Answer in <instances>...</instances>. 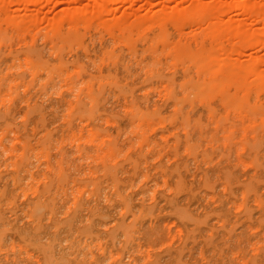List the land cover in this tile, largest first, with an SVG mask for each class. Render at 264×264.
I'll use <instances>...</instances> for the list:
<instances>
[{
    "label": "bare ground",
    "instance_id": "bare-ground-1",
    "mask_svg": "<svg viewBox=\"0 0 264 264\" xmlns=\"http://www.w3.org/2000/svg\"><path fill=\"white\" fill-rule=\"evenodd\" d=\"M194 3L130 24L102 21V6L82 20L78 10L60 16L42 44L16 30L15 18L0 16V146L23 150L8 181L0 176V264L35 255L40 264L48 255L61 264L54 258L58 247L60 257L77 264L126 258L153 264L155 245L176 243L180 264L184 249L193 264H264V159L238 161L232 148L264 146L254 132L264 127V60L222 58L236 52L227 46L231 38L240 37L245 49L264 43V33L243 22L235 26L226 16L232 5ZM253 5L249 0L240 8L264 22V6ZM16 37L25 46L14 49ZM154 97L163 104H153ZM213 125L220 132L211 130L208 138ZM240 129L238 142L219 135ZM159 130L158 139L145 136ZM248 131L258 143L247 142ZM11 132L14 145L7 141ZM143 146L151 153L173 146L169 163H150ZM201 146L211 150L197 156ZM133 147L139 153L123 155ZM54 149L99 162L92 176L66 189L69 171L62 166L76 159L80 175V155L56 160L57 181L27 167L35 150L50 165ZM9 230L18 232L16 243L7 239Z\"/></svg>",
    "mask_w": 264,
    "mask_h": 264
},
{
    "label": "rangeland",
    "instance_id": "rangeland-1",
    "mask_svg": "<svg viewBox=\"0 0 264 264\" xmlns=\"http://www.w3.org/2000/svg\"><path fill=\"white\" fill-rule=\"evenodd\" d=\"M196 2V0H134V2H129L125 3L123 0H31L29 4L25 5L23 3V0H0V16H5L9 18H15L17 21V29L16 30H25L27 31V34L30 37L37 38L38 43L42 44L43 42V36L48 32V30L51 28V26L59 19L60 16L62 15H70L76 13L78 10H83L84 15H81V20L85 19L88 16H91V12L95 11V8L97 9L96 6H102L103 8L107 10H102L98 12V15L102 18V21H113L115 18H120V19H125L128 21V24L132 23L133 21L136 20V18H143V19H150L155 15H161L165 12H168V14H175L177 10H180L182 8H189L192 7ZM216 1L218 0H203V2L207 5H214ZM221 3L225 5H232L235 8L234 12L228 13L226 16L227 19L234 18L236 20L235 26L239 25V23H247L248 24V29L251 28V30L257 31L258 33H264V22L261 20L255 21V18H248L246 15L243 13V9H241L243 6L242 4L246 1L249 0H219ZM253 1V7L256 8L257 5L259 6H264V0H252ZM220 4V3H218ZM257 4V5H256ZM217 5V4H216ZM222 5V4H221ZM242 6V7H241ZM241 7V8H240ZM101 8V9H103ZM261 8V7H260ZM259 8V10H261ZM264 9V8H262ZM86 12V13H85ZM257 12V10H255ZM96 13V11L94 12ZM257 13H261L260 11ZM91 14V15H90ZM263 14V11H262ZM264 15V14H263ZM232 18V19H233ZM115 19V20H116ZM226 19V20H227ZM263 19V18H262ZM97 25H100L99 21H96ZM236 38V39H235ZM235 39V40H234ZM231 41L227 43L228 48H233L236 49V52L232 53L230 52L231 55L222 56V58H225V62L229 63L230 61H238L240 63L246 64L250 58L252 57H258L261 59V61L264 60V43L255 45L254 47H248V48H243V41L239 37H233V39H230ZM234 41V43H233ZM237 45L235 46V44ZM14 45V49H18L20 47L25 46L24 43L20 42L19 38L16 37L12 43ZM235 47V48H234ZM232 50V49H231ZM2 51V50H1ZM218 62V61H217ZM259 71H262L264 73V65L260 64L259 65ZM169 72V71H166ZM264 84V82H263ZM152 103L156 104L158 103L159 105H162L163 102L160 101L157 97H154L152 99ZM12 106V104H10ZM18 122H21L20 119H18ZM31 125V123H30ZM83 127H85V124H81ZM31 127V126H30ZM209 132L207 134V137L209 138L211 134V130H217L216 126L213 125L211 129L209 128ZM220 132V130H217ZM255 133L257 134V137L260 138L262 137V141L264 143V127H261L259 129H254ZM163 131L159 130L157 132V136L154 137L152 133H148L149 136L154 139L160 138L162 135ZM242 133V130L238 131H231L228 133H221L219 134L220 136H225L227 138H230L231 141L233 142H238L239 141V136ZM1 134V132H0ZM15 133L11 132L10 138L7 140L10 145L16 144L15 140L13 137ZM247 136V142L250 145L256 144L259 141H254L252 143V136L253 134L248 131L246 133ZM207 138V139H208ZM14 142V143H13ZM206 145V144H205ZM12 148V151L5 150L4 146H0V176L3 178V181L6 183L8 179L10 178V175L15 172L16 169H18L15 165V162H17L18 156L22 155L23 150L22 146H9ZM169 147L173 146H167L165 151H160V148L158 146L155 147V150L153 153H151V146H143L141 147V153L147 157V159H150V163L154 164L158 161H161L164 163H169V158L167 156V151L169 150ZM14 148H17L13 150ZM95 148H98L100 150L101 146H95ZM232 148H236L239 150L240 155H235L236 159L238 161H241V158H247V157H253L256 156L259 159H264V146H232ZM211 150V146H201L197 151L196 155L200 156V154ZM225 151L224 148H221L218 150V152H223ZM160 154L158 155V153ZM139 153L137 149L133 148H127L123 155H136ZM51 157L50 165L45 164L46 158L45 154H39L37 150L32 151L29 155H27L30 158L31 165L27 166L30 170L33 172L37 173V177L41 176L43 173L44 175H51L52 178H54L57 181V177H59L58 173H55L56 171H59L57 165L55 164L56 160L60 158L62 155H65L68 159L74 160L78 155L81 156V167L80 171L81 174L78 175V170L79 167H77L76 159L75 162L72 163H64L62 166V173L66 169L69 171V173L64 176L66 177L63 181L66 182L65 188L70 189L75 186L76 182L78 180L84 181L86 178L92 176L91 169L93 166H95L99 160L98 159H93L91 158V154H78L76 150L74 149H54L49 153ZM25 165V164H24ZM24 165L21 166V168L24 167ZM240 166L241 172L244 173V171L247 170V168H243L242 165ZM240 172V176H241ZM22 175H25V172L21 171ZM254 171L249 174L253 175ZM247 178L243 176V180ZM62 181V182H63ZM12 184V183H11ZM10 188H13V185H9ZM25 186V185H23ZM264 192V190H262ZM84 198H88V193L86 192L84 194ZM264 198V195H263ZM73 202V197L70 198ZM67 199L65 206L68 207L71 205V200ZM257 216L255 215L254 218ZM6 237L8 240L16 243L18 240V232L15 230H9L6 232ZM258 236H256L253 239V243H255L257 240ZM162 246V247H161ZM179 244H174V245H155L152 251V254L156 256V259L153 257L151 259V262H154L153 264H180L176 260V253H179L181 250L178 248ZM63 247H66V244H63ZM158 249H157V248ZM244 247V245H242ZM249 247V246H248ZM57 252L54 255V258L58 259L61 264H77L73 261L71 257H68L67 255L62 256V247L56 248ZM184 253V258L181 261V264H193L194 261H189L187 249L183 250ZM187 253V254H186ZM152 256V255H151ZM127 260V261H126ZM125 262L123 264H129L130 260L126 258ZM189 261V262H188ZM235 262V261H234ZM40 264L39 259L35 255L34 258L30 259L28 262H24L21 259L20 264ZM57 262L50 257V255L47 256L46 258V264H56ZM142 262H140L141 264ZM130 264H136V263H130Z\"/></svg>",
    "mask_w": 264,
    "mask_h": 264
}]
</instances>
